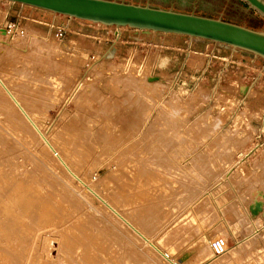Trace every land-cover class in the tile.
Masks as SVG:
<instances>
[{"label":"rangeland","instance_id":"1","mask_svg":"<svg viewBox=\"0 0 264 264\" xmlns=\"http://www.w3.org/2000/svg\"><path fill=\"white\" fill-rule=\"evenodd\" d=\"M9 5L22 4L0 0V26L10 30L1 38L11 43L0 44V73L19 81L13 89L41 133L70 140L80 159L76 168L66 163L87 185L43 150L38 135L16 137L0 111V189L10 193L7 179L18 178L34 205L27 227L15 226L21 241L36 238L37 252L57 249V233L38 226L48 209L79 239L102 243L113 263L171 264L89 187L176 264H264V59L211 41L201 50L183 42L164 49L157 40L165 33L26 5L43 14L14 15ZM258 15L254 30L264 32ZM118 30L126 34L117 37ZM255 202L262 203L257 215ZM217 238L227 244L219 256L210 247Z\"/></svg>","mask_w":264,"mask_h":264},{"label":"bare ground","instance_id":"2","mask_svg":"<svg viewBox=\"0 0 264 264\" xmlns=\"http://www.w3.org/2000/svg\"><path fill=\"white\" fill-rule=\"evenodd\" d=\"M121 27L127 26H120L118 28ZM9 32V29L0 26V44H11L5 39H2L7 38ZM116 34L117 37H119L118 33ZM150 79L152 78H149V81L151 82H156L158 80V78L156 80ZM84 80L79 81V83L77 84V87L71 94V100L75 99V95L76 93H78L80 88L82 90V84L84 83ZM17 84H19V81H17L13 76L9 75L8 73H0V93L7 99L6 101L2 100L0 102V111L5 114L6 121L9 125L8 127H10V129L15 133V136L16 134H18L19 136H22L25 141H31V139L35 138V134L38 135V137L42 141L43 150H45V152H51V154L57 158L59 163L64 167V169L71 177L82 183L84 186H87L85 182L66 163V161L70 163L71 161H73L72 164L76 168L80 159V154L77 153V151L75 152V150L73 151L71 149V147L69 146L71 143L70 140L65 135L63 136L62 133H57L54 138L48 139L43 133L40 132L34 120L25 110L23 104L21 103L15 93V90L13 89V86H16ZM35 87L33 88L34 91L40 90L39 88ZM15 108L20 112V116L22 118L19 116ZM26 122L31 125L30 129L27 128ZM3 170L4 167L0 165V181L4 180L2 176ZM7 181L11 182V189L9 190L10 193H3L0 189V264H52L51 261L55 262L56 264L119 263L115 259L113 263V259L111 257L114 256V253H111L112 256H110V252L105 250V247H103L104 245L102 243V245H98L93 240H88V238H85L88 235L83 236V234V238L79 239L75 233L76 230L72 226L68 225L66 221H64V218L60 219L59 221L54 220L48 209H41L38 226L43 231H55L57 233V249L53 251L51 250V247L47 246L46 248L42 249L41 252H37L36 238L29 246H26L16 234L15 226L20 225L22 228L27 227L28 212L30 209L34 208L33 201L32 199L28 198L26 191L27 189L18 178L9 177ZM30 188L32 189L31 186ZM37 189L38 191H40L39 188ZM87 189L94 196H96L97 199L102 202L105 207L112 211L118 217V220L121 221L122 224L131 229V231L138 235V237L148 243L152 249L159 253L169 263L176 264V262L173 261L167 253L159 249V247L155 245L149 239V237L142 233L135 224L130 222L126 217L116 211V209L112 207L103 197L96 193L92 188L88 187ZM260 212H262V203ZM96 238L97 237H95V239ZM226 261V259H221L217 262V264H222Z\"/></svg>","mask_w":264,"mask_h":264},{"label":"water","instance_id":"3","mask_svg":"<svg viewBox=\"0 0 264 264\" xmlns=\"http://www.w3.org/2000/svg\"><path fill=\"white\" fill-rule=\"evenodd\" d=\"M14 3L67 15L106 26H127L138 30L178 34L211 41L264 59V32L220 18L180 12L117 0H9ZM264 17V0H242ZM154 77L150 80H156ZM261 211V203L250 207Z\"/></svg>","mask_w":264,"mask_h":264},{"label":"crops","instance_id":"4","mask_svg":"<svg viewBox=\"0 0 264 264\" xmlns=\"http://www.w3.org/2000/svg\"><path fill=\"white\" fill-rule=\"evenodd\" d=\"M152 3L173 8L175 10L185 11V12H195L200 15H205L213 18H220L222 20L236 23L242 26L257 29L259 22V15L257 12L252 10L245 2L242 0H150ZM9 2V1H7ZM12 3V2H11ZM9 12L12 14H29L35 17H40L43 13L41 11L31 10L28 12L22 5L15 7L14 5L8 6ZM41 10V9H40ZM118 35L123 36L125 31H117ZM132 33H128L127 36L131 37ZM180 35L173 34H161L157 40L159 45L164 48H175L177 45H181L183 42V47L186 49H203L204 46L208 47L206 42L202 40L194 39H182ZM125 37V36H124ZM209 49H206L208 51ZM212 52L217 51L211 46ZM172 66V65H171ZM170 68V67H169ZM171 70V68H170Z\"/></svg>","mask_w":264,"mask_h":264},{"label":"built area","instance_id":"5","mask_svg":"<svg viewBox=\"0 0 264 264\" xmlns=\"http://www.w3.org/2000/svg\"><path fill=\"white\" fill-rule=\"evenodd\" d=\"M212 253L216 256L222 255L227 250L226 241L223 238L214 239L210 244Z\"/></svg>","mask_w":264,"mask_h":264}]
</instances>
